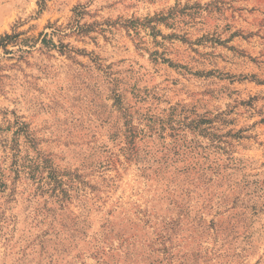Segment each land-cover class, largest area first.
<instances>
[{"label":"rangeland","instance_id":"1","mask_svg":"<svg viewBox=\"0 0 264 264\" xmlns=\"http://www.w3.org/2000/svg\"><path fill=\"white\" fill-rule=\"evenodd\" d=\"M0 264H264V0H0Z\"/></svg>","mask_w":264,"mask_h":264}]
</instances>
